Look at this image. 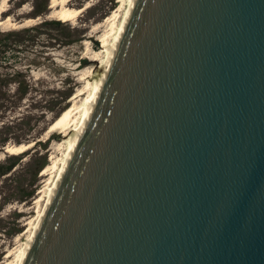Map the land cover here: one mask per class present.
I'll list each match as a JSON object with an SVG mask.
<instances>
[{"label": "water", "instance_id": "1", "mask_svg": "<svg viewBox=\"0 0 264 264\" xmlns=\"http://www.w3.org/2000/svg\"><path fill=\"white\" fill-rule=\"evenodd\" d=\"M104 49L16 264H264V0H129Z\"/></svg>", "mask_w": 264, "mask_h": 264}, {"label": "rangeland", "instance_id": "2", "mask_svg": "<svg viewBox=\"0 0 264 264\" xmlns=\"http://www.w3.org/2000/svg\"><path fill=\"white\" fill-rule=\"evenodd\" d=\"M43 1L6 0L0 19L10 20L9 24L0 26V30L19 29L54 19L49 16L55 8L50 6V0H47L46 13L34 15L37 9L43 8ZM122 1L67 0V8H82L81 11L67 21L60 20L62 23L57 26L41 27L29 43L25 41L21 45V64L27 67L31 87L20 108L22 111L31 110V116L26 124L18 119V110L7 111L0 117V166L8 164L7 156H13L9 161L15 163L10 171L0 176V264L6 261V252L15 253L25 238V229L38 209V192L45 189L54 177L56 169L51 166L66 147L61 129L50 132L49 124L63 109L73 103L79 104L87 93V81L93 79L89 72L96 70L103 56L100 52L103 49L102 35L110 31L112 21L108 17L115 13V23L121 20ZM25 22L27 24H22ZM97 52H100L99 56L94 55ZM85 56L97 57V60L85 62ZM7 124L12 126L10 130H5ZM19 128H28L29 134ZM29 142L31 145L21 153H3L4 146ZM47 166L49 170L42 175ZM39 203L42 206L43 200ZM12 259L13 254L8 260Z\"/></svg>", "mask_w": 264, "mask_h": 264}, {"label": "trees", "instance_id": "3", "mask_svg": "<svg viewBox=\"0 0 264 264\" xmlns=\"http://www.w3.org/2000/svg\"><path fill=\"white\" fill-rule=\"evenodd\" d=\"M47 2V0L43 1V8L37 9L34 15L46 13ZM61 23L59 19L51 18L19 29L0 30V117H3L7 111L18 110L20 113L18 119L24 124L27 123V118L31 116V110L22 111L20 107L26 95L30 92L31 84L27 78V67L21 64L23 61L21 56L23 48L21 45L25 41L26 44L29 43L31 37L41 27L47 25L57 26ZM11 128L10 124L5 126V130ZM19 129H23L24 134H29L28 128ZM11 157L13 156H7V165L0 166V176L10 171L15 165L14 161H9Z\"/></svg>", "mask_w": 264, "mask_h": 264}, {"label": "bare ground", "instance_id": "4", "mask_svg": "<svg viewBox=\"0 0 264 264\" xmlns=\"http://www.w3.org/2000/svg\"><path fill=\"white\" fill-rule=\"evenodd\" d=\"M5 1L6 0H0V12L3 11V9H4L3 6L5 4ZM65 1H67V0H50V6L51 7H55L50 12V14H49L50 18L51 17H54V18H58L59 20H62V21H64V20L67 21L70 18L76 16L81 11L82 8H79V9H70V8H67L65 6ZM128 1L129 0H123L122 1L124 3L123 4L124 5V8L122 10L121 20L118 19L119 20L118 23H115V21H114V18L116 16L115 13H113L110 17H108V18H110V21H112L111 24H110V31L109 32H104V34L102 35V39L100 38L101 41H102L101 46L103 47L102 51H100V52L103 53V56L102 57L100 56L101 58L99 57L100 58V63L97 65L96 69L99 67V65L101 64V62L104 59V56H105L104 46L116 34L117 28H118V26L120 25V23L122 21V17H123V14H124V11H125V8L127 6ZM9 20H10L9 18H5L4 20H1L0 19V26L4 25L6 23L9 24L8 23ZM27 22H29V21H27ZM22 24H27V23L25 22V23H22ZM100 52L99 53L97 52L94 55H97L98 54L97 56H99ZM84 58H85L84 59L85 62H87V61H93V60L96 61L97 60V57H87V56H85ZM93 71L94 70L91 69V71L89 72L90 75L91 74L93 75V79L87 81V86H88V89L87 90L88 91L84 95L83 99L81 98L80 103L79 104H76V103L74 104L73 103L72 105H70V106L66 107L65 109H63L59 113V115L49 124V127L48 128H49V131L50 132L54 131L55 129H61L60 130V133L62 134V137H63L62 139H64V141L66 142V147L64 146L65 149L62 152L61 156L60 157H57V159L55 161H53V166H51V168H55L56 169V172L54 174V177L52 178V180L49 182L48 186L45 189L44 188L43 189L41 188L42 190H40L38 192L39 195L36 198V203L38 205V209L36 211V216H37V213H38L39 209L41 208V205H39L40 204L39 202H40V200H43L44 201V199L46 197V194H47V189L51 186V184H52V182H53V180L55 178V175L57 173V170H58V168L60 166V161L64 157V154H65V151L67 149L68 142H69V139L71 137V134L73 133L75 127L77 126V124L80 121V118H81V115H82V110H83L84 99H86L89 96V94L91 93V91H92V88H93V85H94V73H95L96 70L94 72ZM30 145H31V143L29 142L28 144L18 143V144H15V145H7V146H4V147H5V150L9 154H18V153H21L24 150L28 149V147ZM47 170H49V167L43 169L42 175H45L47 173ZM48 173H49V171H48ZM36 216L29 223V226H27V228L25 229V232H24L26 234L25 238L28 236L29 231H30V229H31V227H32L35 219H36ZM23 240L24 239H22V242L17 247V250H15V253H13L12 251H7L6 252V254L4 256L6 258V261H4V264H16L17 263V259H18L19 254H20V250H21V246H22ZM12 254H13V259L12 260H8Z\"/></svg>", "mask_w": 264, "mask_h": 264}]
</instances>
